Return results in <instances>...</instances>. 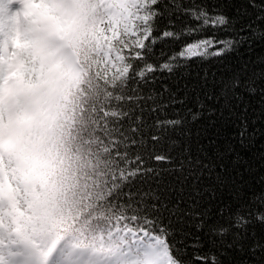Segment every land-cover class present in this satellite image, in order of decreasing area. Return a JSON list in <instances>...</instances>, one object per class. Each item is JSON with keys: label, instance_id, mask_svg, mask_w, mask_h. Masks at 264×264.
Here are the masks:
<instances>
[{"label": "snow or ice", "instance_id": "1", "mask_svg": "<svg viewBox=\"0 0 264 264\" xmlns=\"http://www.w3.org/2000/svg\"><path fill=\"white\" fill-rule=\"evenodd\" d=\"M37 2L0 0V16L20 4L7 30L0 21V99L18 93L25 138L50 99L75 87L109 203L140 230L144 264H264V176L250 181L237 151L252 142L245 100L264 102V58L238 56L191 91L180 83L196 62L264 45V0ZM21 13L37 25L27 41L15 28ZM206 112L229 126L220 152L189 135Z\"/></svg>", "mask_w": 264, "mask_h": 264}, {"label": "trees", "instance_id": "2", "mask_svg": "<svg viewBox=\"0 0 264 264\" xmlns=\"http://www.w3.org/2000/svg\"><path fill=\"white\" fill-rule=\"evenodd\" d=\"M159 47L160 45H157V49ZM238 56L259 62V58H264V45L258 44L251 51L233 53L224 60L213 58L205 63L196 62L183 72L181 86L188 83L191 91L192 84L205 77L210 81L212 75L224 70L225 64L231 67L239 63L236 58ZM84 71L86 77L87 70ZM82 95L83 92L78 95L74 87L63 97L68 109L62 107L60 103L54 104L55 125L63 131L62 141L56 146L58 151L56 160L57 163L61 161L67 170H63L58 164L48 167L45 163L38 169L40 185L45 195L43 200L37 201L38 204L34 208V214L41 217V224L36 228V234L50 240H68L70 245L81 239L83 233L86 235L88 229L93 231L101 229V224H110V227L125 225L133 229L137 228L126 218L123 210L116 207L115 202L109 203L110 190L106 185L107 177L102 161L94 151V144L82 130L84 127L82 108L78 107L79 105L83 107L79 103ZM68 96L72 97L71 103L67 102ZM54 100L57 101V98ZM203 103L209 109L216 107L219 111H223L210 100ZM245 103L249 106L251 117L252 142L244 149L237 148V151L240 152V165L245 170L244 175L251 181L252 178L259 179L264 176V102L253 98L246 99ZM189 106L194 110L198 108L194 101ZM209 115L210 113L206 112L201 120L191 124L189 135L204 140L203 147L220 152L228 146L231 139L229 126L223 119H209ZM209 138L214 143L210 144ZM233 162L225 158L230 170ZM53 168L55 170H52ZM61 198L65 201L66 207H70L68 215L60 214L59 209H54V206L64 207Z\"/></svg>", "mask_w": 264, "mask_h": 264}, {"label": "rangeland", "instance_id": "3", "mask_svg": "<svg viewBox=\"0 0 264 264\" xmlns=\"http://www.w3.org/2000/svg\"><path fill=\"white\" fill-rule=\"evenodd\" d=\"M47 2L48 0H38L35 7H43ZM19 11L20 4L13 3L9 10L0 16L6 30L10 27L8 18ZM36 27L34 18L22 13L15 26L16 32L24 41L28 40ZM20 54L31 62L29 48H23ZM9 87L15 90V82ZM17 95L18 93L14 95V100L10 103H7L9 99L7 94L0 99V264H138L118 254L106 259L107 255L102 251H91V262H86L85 256L88 252L84 248L85 245H80L83 250L79 249L82 251L75 253L79 246L73 249L61 248L58 244L64 242L62 240L53 245L48 259L41 260L37 253L35 255V249L41 250L42 253L46 250V240L37 237L34 232V228L40 225V217L32 214L33 204L37 205L40 196L45 195L40 186L38 169L46 161V157H55V152L44 149L46 131L43 120L38 127H34L32 136L25 138L23 122L17 118ZM9 109H13L11 113L7 112ZM47 112L52 113L50 101ZM57 164L63 170H67L61 161L57 163L54 159L47 160L48 167ZM54 209H59L60 214L70 213V207ZM131 232L134 234L124 233L133 241L130 250L134 253L138 249L143 251L144 256L136 253V260L146 258L143 237L137 236L135 231Z\"/></svg>", "mask_w": 264, "mask_h": 264}, {"label": "bare ground", "instance_id": "4", "mask_svg": "<svg viewBox=\"0 0 264 264\" xmlns=\"http://www.w3.org/2000/svg\"><path fill=\"white\" fill-rule=\"evenodd\" d=\"M59 165V164H58ZM57 166V165H56ZM69 166V165H68ZM66 176V175H65ZM67 191V190H66ZM55 192V191H54ZM53 193V192H52ZM75 194H77V193H75ZM67 197V196H66ZM60 198V197H59ZM52 202V201H51ZM57 202V201H56ZM38 204V203H37ZM62 204V203H61ZM51 205V204H50ZM63 209V208H62ZM65 218V217H64ZM45 240V239H44Z\"/></svg>", "mask_w": 264, "mask_h": 264}]
</instances>
